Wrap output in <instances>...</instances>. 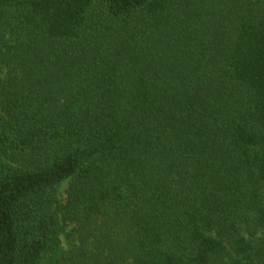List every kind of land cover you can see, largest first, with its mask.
I'll return each instance as SVG.
<instances>
[{"label": "trees", "instance_id": "1", "mask_svg": "<svg viewBox=\"0 0 264 264\" xmlns=\"http://www.w3.org/2000/svg\"><path fill=\"white\" fill-rule=\"evenodd\" d=\"M0 264H264V0H0Z\"/></svg>", "mask_w": 264, "mask_h": 264}, {"label": "rangeland", "instance_id": "2", "mask_svg": "<svg viewBox=\"0 0 264 264\" xmlns=\"http://www.w3.org/2000/svg\"><path fill=\"white\" fill-rule=\"evenodd\" d=\"M68 188H69L68 182L62 184L58 188L57 197L61 204H63L67 198ZM72 227L73 224L70 223L62 226L63 228L61 232L62 247L66 251L69 250L71 246H73L76 243L78 239V234L72 231Z\"/></svg>", "mask_w": 264, "mask_h": 264}]
</instances>
